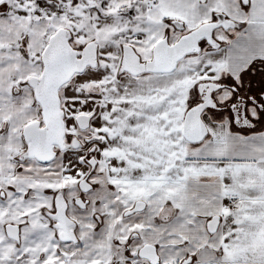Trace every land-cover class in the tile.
Listing matches in <instances>:
<instances>
[{"label": "snow or ice", "instance_id": "1", "mask_svg": "<svg viewBox=\"0 0 264 264\" xmlns=\"http://www.w3.org/2000/svg\"><path fill=\"white\" fill-rule=\"evenodd\" d=\"M0 264H264V0H0Z\"/></svg>", "mask_w": 264, "mask_h": 264}]
</instances>
